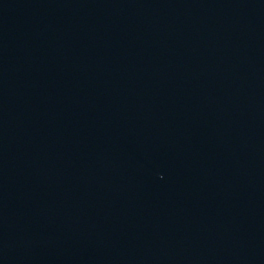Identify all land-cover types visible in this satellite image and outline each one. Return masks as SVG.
Segmentation results:
<instances>
[{"label": "water", "instance_id": "1", "mask_svg": "<svg viewBox=\"0 0 264 264\" xmlns=\"http://www.w3.org/2000/svg\"><path fill=\"white\" fill-rule=\"evenodd\" d=\"M0 264H264V0H0Z\"/></svg>", "mask_w": 264, "mask_h": 264}]
</instances>
